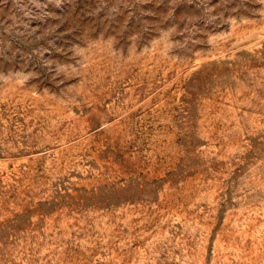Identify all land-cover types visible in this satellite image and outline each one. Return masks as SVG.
Masks as SVG:
<instances>
[{
	"label": "rangeland",
	"instance_id": "obj_1",
	"mask_svg": "<svg viewBox=\"0 0 264 264\" xmlns=\"http://www.w3.org/2000/svg\"><path fill=\"white\" fill-rule=\"evenodd\" d=\"M0 264H264V0H0Z\"/></svg>",
	"mask_w": 264,
	"mask_h": 264
}]
</instances>
